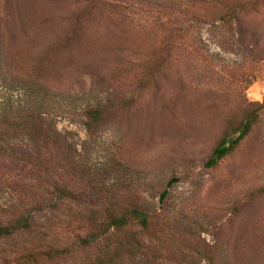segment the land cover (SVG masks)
Listing matches in <instances>:
<instances>
[{"label":"rangeland","instance_id":"374dc122","mask_svg":"<svg viewBox=\"0 0 264 264\" xmlns=\"http://www.w3.org/2000/svg\"><path fill=\"white\" fill-rule=\"evenodd\" d=\"M263 100L264 0H0L1 110L40 115L62 149L44 198L23 201L33 228L0 258L50 246L70 252L56 264H89L82 216L134 194L156 228L125 264H264V122L206 165L226 124ZM89 107L111 112L95 135ZM14 202L0 192V209Z\"/></svg>","mask_w":264,"mask_h":264},{"label":"trees","instance_id":"16d2710c","mask_svg":"<svg viewBox=\"0 0 264 264\" xmlns=\"http://www.w3.org/2000/svg\"><path fill=\"white\" fill-rule=\"evenodd\" d=\"M12 60L10 54L8 61ZM110 115L111 112L102 107L86 109L84 124L87 132L91 135L97 134L111 119ZM263 122L264 100L246 110L240 118L226 124L206 164L207 167L214 169L233 155ZM4 129L20 133L27 143L10 142L3 133ZM55 136L56 132L47 129L45 120L32 110L14 111L11 107L1 110L0 107V168L4 167L0 169V192L10 190L15 196L14 204L0 209V243L10 241L16 235L33 228L23 201L44 198V194L40 196V193L42 183L46 177L51 176L47 174L48 166L59 164L58 155L62 153V149L56 146ZM52 170L53 168L49 172ZM68 187H57L56 190L68 196L71 188ZM168 194L165 191L162 200ZM135 197L134 194L121 195L112 198L107 205L97 206L96 209L84 213L78 223L80 236L77 240L80 250H95V259L89 264H125L126 259L135 258L138 253L142 255L150 250L142 233L152 232L156 228V217L149 214ZM25 251L27 253L24 254L7 252L4 255L9 256L1 257L0 261L5 264H56L70 253L50 246Z\"/></svg>","mask_w":264,"mask_h":264}]
</instances>
